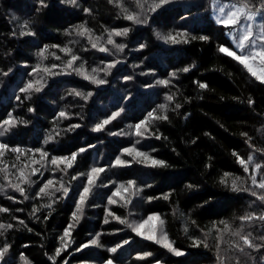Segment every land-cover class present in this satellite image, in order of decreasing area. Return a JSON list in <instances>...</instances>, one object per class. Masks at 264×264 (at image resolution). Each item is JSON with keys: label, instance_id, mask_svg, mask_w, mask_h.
Segmentation results:
<instances>
[{"label": "trees", "instance_id": "16d2710c", "mask_svg": "<svg viewBox=\"0 0 264 264\" xmlns=\"http://www.w3.org/2000/svg\"><path fill=\"white\" fill-rule=\"evenodd\" d=\"M117 2L130 10L138 11L136 0H114L113 4H109L108 0H78V6L61 4L60 0H46L48 8H40L39 0H0V72L12 69L7 77L0 75V120L7 118V114L11 112L14 116L28 121L26 125L22 124L13 130L15 135L6 133L4 137H0V142L24 149L35 148L43 146L46 136L52 134L54 141L47 147L52 154L60 155H70L80 147L95 146L80 154L77 164L68 172L72 175L84 172L85 176L79 180L86 182L87 172L92 166H103L105 172L101 173L97 185L103 183L108 187L94 189L84 209V215L72 229L67 251L56 258L58 264H100L109 256L107 247L115 246L124 239H129L130 243L112 254L113 264H214L216 237L220 235L218 229L225 228L220 221H226L232 227H239V217L249 211L264 209V205L248 193H233L219 184L226 171L242 178L246 175L236 163L232 155L233 150L244 158L252 154L256 162L264 163V156L259 152H252L245 143L246 138L240 135L246 131L257 148H264V85H260L251 77L243 66L217 51L218 43L231 41L223 35L222 27L211 17L212 0H176L172 5L152 13L149 24L141 26H134L124 20L121 9L116 7ZM222 2L234 3L235 0ZM84 8H89L91 14H85ZM13 17L17 19L14 20ZM32 18H35L32 27L38 35L20 37L23 21ZM80 24L90 28L94 36L104 39L107 35L106 28L130 27L132 31L127 40L114 37L117 42H127L129 47L125 49V53L118 56L96 52L88 43L87 36L79 37L71 31L74 26ZM154 29L162 34H204L210 39L206 42L197 39L190 40L187 44H165L156 38ZM66 31H71V35H64ZM141 43L147 44V47L134 51L133 49L139 48ZM44 44L70 47L82 58L77 64L84 63L89 72L92 67L102 66V60L120 58L123 62L107 77L110 83L99 88L75 74L47 77L41 73L40 76L47 81L43 91L33 94L31 101H17L16 95L23 96L19 93V88L30 79L27 73L33 66L37 63L41 66L62 65L69 58L58 49L50 48L46 53L47 59L38 60L36 52ZM108 47L111 49L110 45ZM85 48L88 50L85 51ZM112 51L115 52V49ZM57 55L61 59H54ZM135 64H140L141 67L134 68ZM183 67H189L190 71L177 72V78L172 80L168 87H146L147 83L155 85L158 79H169V73ZM141 71L149 75L141 76ZM126 75L133 76V80L125 81ZM197 82L206 83L207 89L201 90ZM73 89L93 91L94 95L85 103L79 97L68 95ZM172 93L176 95L169 103L165 96ZM126 95L133 98L132 103L123 99ZM249 98L254 101L251 107L248 105ZM176 103L181 104L178 110L175 109ZM160 104H166L167 108L161 109ZM29 106L34 108L33 113L27 111ZM121 106L126 107L125 112L107 125L104 132L91 131L94 123L111 115L112 111L119 110ZM62 109L68 114V119H57V113ZM153 110L157 116L168 117L166 121L149 120L146 125L150 133L161 135V139L156 140L151 136L142 139L137 147L167 162L171 167L150 168L134 163L129 168H111V162L123 147L131 146L137 139H141L133 134L134 125L147 116L148 111ZM72 123H80L82 126L75 131L64 132L63 130ZM130 125L133 127H129ZM56 131L61 133L60 136L55 135ZM109 131L124 134L112 136L108 134ZM141 132L143 133V129ZM28 155L31 157V153ZM35 158H39L38 154ZM122 158L132 159L128 156ZM24 162V157L17 162L15 154L6 153L0 163V167L8 165L7 172H0V187L3 189L0 190V206L10 209L8 213H0V223L14 225L13 229L0 236V244L6 241L11 245L9 264H22L19 260L20 253H24L29 264H52L49 256L54 255L55 247L60 246L59 236L72 222L74 198L70 192L66 200L54 205L55 210L47 221H44L43 217L48 214V209H41L37 213L41 217L39 220L30 216L33 205L49 202L48 197L42 200L30 198L23 203L13 202L8 196L17 200L23 198L8 187L5 181L6 175L15 181L12 173L16 169L11 166L14 163L23 166ZM63 167L60 165V168ZM47 169L45 171L41 168L42 176L37 174L32 177L37 183L29 190L30 197L35 195L48 178L57 180V183L50 186L49 192L60 186L61 178L73 186L79 182L71 181L70 175L55 170L50 163L47 164ZM128 179L137 180L144 191L132 196L133 203L127 207L123 206V203L124 198L130 195L129 192L114 197L116 203L109 206L111 210L116 216L129 220L146 219L148 215L157 214L164 221L163 232L168 235L174 247L185 253L184 255L176 257L160 245L136 237L130 229L113 217H107L109 224L103 223L104 206H107L105 194L111 195L110 189L115 190V185L111 182L120 184ZM227 179L230 184L232 177ZM189 183L196 187L187 190L185 185ZM147 184L152 187H146ZM167 193L171 195L165 200L163 195ZM60 195L62 194L56 193L53 198ZM152 196L160 198L149 202L147 198ZM205 201L210 203L205 204ZM97 204L101 206L96 207ZM20 219L32 229L31 232L18 223ZM193 220L195 224L192 223ZM154 223L159 226V221ZM185 228H188L187 232L184 231ZM245 231H252L256 235L264 229H261L257 222L252 227L246 224ZM97 232L104 233V248L75 251ZM205 233L208 234L206 242L209 248H205L203 242L198 247L192 246V240L203 241ZM229 239L232 238L225 233L224 240ZM223 247L226 248L227 244ZM143 251H151L153 255L146 260H135L137 254ZM232 264H235L234 260Z\"/></svg>", "mask_w": 264, "mask_h": 264}, {"label": "snow or ice", "instance_id": "6c2138e0", "mask_svg": "<svg viewBox=\"0 0 264 264\" xmlns=\"http://www.w3.org/2000/svg\"><path fill=\"white\" fill-rule=\"evenodd\" d=\"M176 0H136V8L138 11L130 10L125 7L122 3L117 2L116 7L120 8L123 13V19L129 21L134 26L148 25L149 17L152 13H157L158 9H164L165 6L172 5ZM61 4H70L72 6H78V0H60ZM109 4H113L114 0H108ZM40 8H48L49 4L46 3V0H39ZM212 15L216 18V23L222 27L223 35L228 37L231 43L228 41H222L217 45V51L224 56L230 57L231 60L236 61L239 65L247 71V73L253 77L260 85H264V0H235L234 3L222 2V0H212L211 3ZM39 11V9L37 10ZM84 13L87 15L91 14L89 8L83 9ZM13 19H17L13 17ZM183 19V17H181ZM35 23V18L24 20L21 25V31L19 32L20 37H36L38 35L37 31L33 29L32 25ZM75 32L76 36L85 37L87 36L88 43L91 48L96 52L105 53L108 56H118L119 54L125 53V49L129 47L127 42H117L114 37H122L127 40L129 37L132 28L130 27H114L111 29H105L106 39L100 36H94L92 30L88 28L85 24H80L74 26L71 30ZM71 31H66L64 35H71ZM155 36L158 40L163 41L165 44L177 45L180 43L187 44L190 40L199 39L201 42L209 41L210 37L208 35L201 34L199 36L189 35L188 32H168L162 34L159 31L153 30ZM15 31L13 36H15ZM111 46V49L108 46ZM37 47H39L37 45ZM147 47V44L141 43L139 48L133 49L134 51H141ZM50 48H56L60 52L64 53L66 57H69L62 65L52 64L49 66H41L40 63H37L32 67V70L27 73V76L30 77L23 86L19 88V93L23 94L16 95L17 101L33 99V94H39L45 88L47 83L44 80L43 76H40L41 73L47 77H57V76H69L75 74L81 77L82 80L87 81L88 83L99 88L103 85L109 84L110 81L107 79L108 76L113 74V69L117 68V65L121 64L123 61L120 58H114L110 61H101L102 66L92 67L90 72L84 63L77 64V61H80L82 58L77 55L73 50L68 46H61L60 44H44L42 48L36 52L38 60L43 61L47 59L46 53H48ZM115 49V52L112 51ZM85 51L88 49L85 48ZM54 59H61L60 56H54ZM146 59V58H145ZM27 67V65H25ZM134 68H140V64L133 65ZM194 67V65H193ZM55 69H59L58 71ZM12 71L9 68L7 71L0 72V75L7 77ZM188 73L190 71L189 67H183L182 69H177L169 73V79H158L155 81V85L152 83H147V88H154L157 85H163L168 87L172 80L177 78V72ZM141 76L149 75L141 71L139 73ZM125 81L133 80V76L126 75L124 77ZM201 90L207 89L208 85L206 83L197 82ZM114 86V85H113ZM68 95L79 97L85 103L94 95L93 91H77L75 89L70 90ZM175 93L165 96V100L171 103L174 100ZM123 99L127 100L129 103H132L133 98L130 96H125ZM254 104V101L249 98L248 105L251 107ZM161 109H166V104H160ZM181 104L176 103L175 109H180ZM126 107L121 106L119 110H114L111 112V115L105 116L99 122L94 123V126L91 128V131L94 133L104 132L106 126L111 124L113 121L117 120L123 112H125ZM29 113L34 112V108L29 106L27 108ZM83 111V109H82ZM64 118L68 119L69 116L65 110H60L57 113V119ZM149 120H168L166 115L157 116L155 110L148 111L147 116L141 119L138 123L134 125V135L140 137L137 139L134 144L131 146L123 147L120 150L119 154L115 156L114 161L111 162L110 167L116 169H124L131 167L135 164H142L145 167L150 168H167L171 167L167 162L155 158L150 155V153L142 148L137 147L141 144L142 139H148L151 136H154L156 140L161 139V135L150 133L148 127L146 126ZM27 120L20 119L17 116H14L13 113L9 112L7 118L0 120V137H4L6 133H12L15 135L14 129L19 128L20 125H26ZM82 125L80 123H72L68 128L64 129V132L75 131L79 129ZM129 127H133L130 125ZM143 129V133L141 132ZM60 132L56 131L55 135L60 136ZM109 135H123L124 133H117L113 131L108 132ZM208 135V133H205ZM242 137H245V143L248 144L249 149L252 152H259L261 156H264V148H257L252 143V138L249 134L244 131L240 134ZM165 140L167 137H163ZM54 141L52 134H48L44 139L43 146L35 148L24 149L22 147L16 146L13 147L7 142H0V163H2L3 158L6 153H12L16 155L17 162L21 161V157L25 158L23 166L20 163L12 164V169H16L12 175L15 177V181L9 179L7 175L5 176V181L13 191L19 193V196L22 197V200H17L13 196H8V199L13 200L16 203H23L24 201L31 199H44L48 197L47 203H42L40 205H33L31 213L29 214L32 217H35L37 220L41 219L37 215L41 209H48V214L43 217L44 221L52 215V212L55 210L54 205L58 204L60 201L66 200L69 197V193L72 192L74 198V210L71 213V221L64 229L63 234L59 236V245L55 247L54 255L49 256V259L52 261V264H58L56 260L57 257L61 256V253L67 251L68 240L71 237L72 229L75 224H78L82 216L84 215V209L89 203V197L92 195L96 187H105L107 184L97 185V181L100 178L101 173L105 172L103 166H92L87 172L86 182L80 181L79 178L85 176L84 172H79L75 175H72L68 172L69 169H73L74 165L77 164L78 156L82 153H86L88 148L95 147L94 145H89L88 148L80 147L78 151L71 152L70 155H60L52 154L48 149V145ZM195 143V141H193ZM155 151V149H153ZM175 151V149H173ZM31 153V157H29ZM38 154L39 158H35ZM233 157H235L236 163L243 169V172L246 174L244 178L241 176H234L230 172H224L223 176L219 180V184L222 185L226 190H229L233 193H242L246 192L250 196H253L264 205V163L256 162L254 155L249 154L246 158L238 154L235 150L232 152ZM128 156L131 157V160H125L122 157ZM211 160L212 158L209 157ZM27 161H30L27 162ZM43 162V163H42ZM50 163L55 170L63 172L65 175H70L71 181H79L75 186L70 182H64L63 179L59 181V187H56L49 192L50 186L57 183V180L54 178H48L42 186L39 187L38 191L35 192L34 196L28 194L29 190L37 183L36 180H33L32 177L37 174L43 175L41 168L47 171V164ZM30 165L32 166L30 168ZM39 165L40 167H35ZM60 165H63V168H60ZM210 166V165H208ZM206 166V167H208ZM30 168V171L28 170ZM8 165H3L0 167V172H7ZM232 177L231 183H228V177ZM250 181V184H249ZM115 185V190H111V195H107V206H104L105 218L103 223L105 225L109 224L110 221L107 217H113L118 223L125 225L127 229H130L136 237H140L144 241H150L153 244L160 245L162 248L166 249L168 252L172 253L176 257H180L185 253L174 247L172 241L169 239L168 235L163 232L162 225L163 220L157 214L148 215L147 218H141L140 220H129L127 218H122L116 216L109 206L116 203L114 197L121 195L123 192H129L130 195L127 198H124L123 206L132 204L131 199L134 195H139L144 188L141 187L137 180L128 179L125 183L117 184L116 181L111 182ZM146 187L151 188V184H147ZM196 185L189 183L185 185L187 190H193ZM0 190H3L0 187ZM56 193H61L57 198H53ZM171 193L163 195V199L168 200ZM160 197L152 196L148 197V201L159 199ZM210 203L205 201V204ZM100 204H97L96 207H100ZM204 205H198V207H203ZM10 209L0 206V213H8ZM16 211H23V209H16ZM131 215V213H129ZM15 219V217H13ZM241 224L239 227H232L226 221H220V223L225 225L224 229H218L220 235L216 237L215 245V262L214 264H232V261H235V264H264V231H261L259 234L254 235L252 231H245V225L252 227L258 222V226L261 229H264V209L259 211H249L243 216L239 217ZM159 221V226L154 223ZM18 223L23 227L27 228L29 232L32 231L31 228L25 224L23 219L18 220ZM193 224L196 222L193 220ZM14 225L12 223H0V236H3L5 231L13 229ZM185 232L188 231V228L184 229ZM227 233L229 239L224 240V234ZM104 233L97 232L86 242L78 246L75 251L80 252L83 249L94 248L100 249L105 246L102 243V236ZM208 234H204V240L193 239L192 246L198 247L202 242L205 248H209L207 244ZM130 243L129 239H124L122 242L116 243L115 246L107 247V252L109 256L104 258L100 264H113L114 256L119 249H122L125 245ZM224 244H227V247H223ZM27 247V245H25ZM11 245L8 242L0 244V264H9L8 255L10 254ZM153 254L151 251H143L135 257V260L142 261L151 257ZM244 258V259H242ZM19 260L22 264H29L28 259L25 257L24 253L19 254ZM159 264V262H157Z\"/></svg>", "mask_w": 264, "mask_h": 264}, {"label": "rangeland", "instance_id": "374dc122", "mask_svg": "<svg viewBox=\"0 0 264 264\" xmlns=\"http://www.w3.org/2000/svg\"><path fill=\"white\" fill-rule=\"evenodd\" d=\"M229 3V2H228ZM211 17L216 22V18L212 15V9H211Z\"/></svg>", "mask_w": 264, "mask_h": 264}]
</instances>
